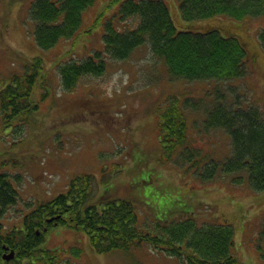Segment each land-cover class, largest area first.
<instances>
[{"label":"trees","instance_id":"obj_1","mask_svg":"<svg viewBox=\"0 0 264 264\" xmlns=\"http://www.w3.org/2000/svg\"><path fill=\"white\" fill-rule=\"evenodd\" d=\"M95 1L32 0L28 14L37 46L47 49L74 36L83 10ZM111 1L116 3L114 9L99 13L91 23V27L99 20L102 24V48L56 63L61 88L70 91L81 76L101 75L113 61L127 60L133 51L145 47V55L150 54V58L145 56L146 63L152 68L157 65L163 78L194 84L196 93L200 89L196 83H213L196 96L185 93L182 86L167 95L156 126L161 159L190 171L201 182L222 180L238 186L247 181L253 190L264 189V106L242 98L231 82L250 72L247 52L236 34L223 35L219 26L199 30L187 24V28L177 29L164 0ZM178 3L180 16L187 22L214 15L234 19L264 15V0ZM258 42L264 52V28L258 32ZM46 73L40 56H33L11 73L0 88V133L13 126L16 138H22L30 116L39 109V100L33 97L39 77L38 86L44 88L41 96L47 94ZM189 117L200 121L193 122L195 128L190 131ZM201 125L208 132L219 129L228 134L229 154L217 157L204 148ZM10 178L0 170V264H66L80 258L82 248L77 244L62 248L45 243V233L58 225L87 233L98 253L146 245L187 264H241L232 251L235 243L230 223L186 216L158 221L149 230L138 223L132 201L106 193L96 198L94 177L89 173L73 175L65 190L36 203L22 214L20 222L8 225L4 222L6 212L18 201ZM255 239L257 246L264 242V217ZM9 251L13 256L4 258Z\"/></svg>","mask_w":264,"mask_h":264},{"label":"rangeland","instance_id":"obj_2","mask_svg":"<svg viewBox=\"0 0 264 264\" xmlns=\"http://www.w3.org/2000/svg\"><path fill=\"white\" fill-rule=\"evenodd\" d=\"M31 1L0 0V88L32 56L42 57L48 70L44 76L48 78L47 94L41 96V77L33 90L39 109L30 116L24 137L16 138L13 126L0 133V170L11 176L18 193V201L8 208L4 222H20L30 207L65 190L70 177L89 173L94 177L95 197L106 193L132 201L138 223L144 228L152 230L158 221L186 216L198 221H225L233 226L232 251L240 263L264 264V242L257 246L255 239L264 217V189L253 190L247 181L238 186L222 180L201 182L190 171L161 159L156 126L167 95L182 86L185 93L196 96L213 83H196L200 87L196 93L194 84L163 78L157 65L152 68L146 63L145 56L150 54L145 55L143 47L127 60L113 61L101 75L81 76L73 90H62L56 63L102 48V24L99 20L91 27V23L99 13L112 11L116 3L96 0L83 10L74 36L43 49L34 39L28 14ZM164 1L177 29L187 28V24L199 30L219 26L223 35L236 34L247 52L250 72L231 82L242 98L264 106V52L258 42L264 15L243 19L214 15L187 22L180 16L178 0ZM195 121L200 123L197 118H188L189 131ZM201 127L204 148L217 157L229 154L226 132L218 129L208 135L205 126ZM45 243L62 248L81 246L80 258L68 264H187L146 245L98 253L87 233L63 225L51 227L45 233Z\"/></svg>","mask_w":264,"mask_h":264},{"label":"water","instance_id":"obj_3","mask_svg":"<svg viewBox=\"0 0 264 264\" xmlns=\"http://www.w3.org/2000/svg\"><path fill=\"white\" fill-rule=\"evenodd\" d=\"M12 253H13V252L11 251V252H10V256H12Z\"/></svg>","mask_w":264,"mask_h":264}]
</instances>
